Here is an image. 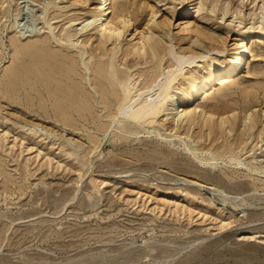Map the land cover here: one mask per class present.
Returning a JSON list of instances; mask_svg holds the SVG:
<instances>
[{
	"label": "rangeland",
	"instance_id": "1",
	"mask_svg": "<svg viewBox=\"0 0 264 264\" xmlns=\"http://www.w3.org/2000/svg\"><path fill=\"white\" fill-rule=\"evenodd\" d=\"M91 1L0 0V76L12 62L10 37L26 40L45 35L48 14L55 32L73 33V41L79 44L95 24L90 16L87 30L83 28ZM141 1L155 6L154 20H168L151 26L169 49L176 51L178 45L196 38L191 31L180 39L184 34L179 25L185 20L224 37L226 49L210 51L219 60L231 54L241 38L252 49L226 100L233 107L250 103L251 111L259 110V129L255 127L252 136L246 130L244 148H236L243 163L220 156L217 148L209 152L208 131L198 126L203 119L195 118L197 125H183L169 102L152 124L140 121L137 134L113 127L103 135L93 123L80 122L78 128L66 127L60 136L64 127L53 114L28 109L27 100L17 101L14 89L2 83L0 264H264V132L260 131L264 113L263 104L256 101L264 84V16L260 17L264 0H218L215 11L210 0ZM224 2L229 10L221 18L219 6ZM236 6L240 7L237 13L233 12ZM189 7L192 12L184 15ZM149 15L141 20L146 22ZM128 33L122 42L131 38ZM201 46L209 47V42ZM170 59L166 53L163 68ZM206 59L199 57L178 72L185 76L190 70L205 72ZM138 69L139 64L130 69L134 77ZM136 79L138 83L141 77ZM175 86L168 91L174 93ZM148 92L147 96L154 90ZM217 92H205L200 101L208 102ZM12 107L24 117L10 114ZM99 111L102 122L112 118L104 115V108ZM33 123L52 132L33 133ZM243 123L241 118L237 128L242 129ZM66 135L81 145L69 142ZM90 135L98 140L91 142ZM72 151L76 153H68ZM149 152H154L153 157L146 156ZM209 168L231 182L243 181L244 186L222 195L188 181L209 182ZM185 191L188 199H183Z\"/></svg>",
	"mask_w": 264,
	"mask_h": 264
},
{
	"label": "bare ground",
	"instance_id": "2",
	"mask_svg": "<svg viewBox=\"0 0 264 264\" xmlns=\"http://www.w3.org/2000/svg\"><path fill=\"white\" fill-rule=\"evenodd\" d=\"M77 1L84 3L89 0ZM210 1L211 11H215V2L218 0ZM195 7L199 9V6ZM144 8H147L146 14ZM239 8L236 6L233 12L237 13ZM190 9L191 7L184 9V15L191 13ZM219 9L223 18L229 10L228 3H222ZM156 12L157 9L149 1L138 4L136 0L131 2L92 0L84 15L83 21L86 22L83 28L87 30L88 18L92 16L95 22L93 31L84 34L79 44L73 41V33L55 32L48 21V14L44 22L47 23L49 32L46 31L45 35L26 40L20 36L10 37L13 50L12 62L5 69L3 77L0 76L2 77L0 84H6L9 90L14 89L13 93H16L17 101L24 97L28 102V109L36 110L42 115L53 114L64 127L60 136L64 135L66 127L78 128L80 122L83 126L93 123L103 135L113 127L128 134H137L142 128L138 123L142 121L152 124L163 105L169 102L174 105L171 108L177 110L180 122L185 121L183 125H197L195 118L203 119L198 126L199 129L205 127L208 131L209 152H212V148H217L220 156L234 159L237 164L243 163L242 156L236 148L240 147V150L244 148L248 138L245 136L246 130L250 131L248 136H252L253 129L255 127L259 129V110L251 111L250 103L237 104L233 107L226 100L234 91L232 85L236 82L237 75L252 49L245 43L244 38H241L235 42L232 53L219 60V57L215 54L211 55L210 51H224L226 49L224 37L210 32L199 23L185 20L179 25L180 31L184 34L180 39L185 35L189 36L188 33L191 31L196 38L188 45H178V50L174 51L161 43V38L151 26L152 22L158 26H161V23H168L167 19L160 20L161 23L154 20ZM147 14H150L149 18L144 22L141 19ZM263 16L264 13H261L260 17ZM127 31L131 38L122 42ZM207 41L209 47H198L200 44L205 46ZM166 53L171 59L165 69L162 67V60ZM204 56H207L205 72L190 70L186 76L184 72H178L184 65H191L197 58ZM138 64L139 69L135 71L137 76L134 77L130 69ZM142 64L144 66H141ZM251 72L257 73L255 69ZM137 77H141L138 83H136ZM175 83V88L178 90L174 93L169 92V86ZM260 86L262 95L257 96L256 101L258 104H263L261 111L264 113V84ZM151 89L154 92L151 94V91L147 96V92ZM213 89L218 90L217 94L212 95L208 102H201L203 94ZM182 101L185 103L178 105ZM188 103L194 104V107L191 108ZM5 104L8 103L5 102L1 106L5 108ZM102 108L105 109L104 115L112 117L107 122L99 120L101 116L99 110ZM11 110H8L10 114L24 117L15 107ZM241 118L245 124L243 123L242 129H238ZM117 120L120 123L116 126L113 123ZM32 125L29 127L33 133L41 129L49 131L39 123ZM260 131L264 132V119ZM89 138L94 143L98 140L94 135H90ZM67 140L77 141L69 136ZM77 142L80 146L81 142ZM93 146L91 145V148ZM261 152L264 156V149ZM132 154L136 155V152ZM153 155L154 152H149L146 156L153 157ZM254 167L248 166L250 169ZM262 167L264 168V164H261ZM188 181L203 188L209 186L213 192L222 195L244 186L243 181L231 182L210 168L209 182L199 178H191ZM187 195L188 192L185 191L182 195L183 199H188ZM223 222L226 223L225 220Z\"/></svg>",
	"mask_w": 264,
	"mask_h": 264
}]
</instances>
